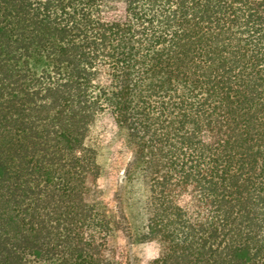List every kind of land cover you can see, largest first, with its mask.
Instances as JSON below:
<instances>
[{"label":"trees","instance_id":"trees-1","mask_svg":"<svg viewBox=\"0 0 264 264\" xmlns=\"http://www.w3.org/2000/svg\"><path fill=\"white\" fill-rule=\"evenodd\" d=\"M125 132L150 264H264V0H0V264H127L93 124Z\"/></svg>","mask_w":264,"mask_h":264},{"label":"rangeland","instance_id":"rangeland-1","mask_svg":"<svg viewBox=\"0 0 264 264\" xmlns=\"http://www.w3.org/2000/svg\"><path fill=\"white\" fill-rule=\"evenodd\" d=\"M90 143L98 151L101 165L100 186L104 206L113 214H124L132 237L127 241V264H150L158 257V241H138L137 234L143 226V203L147 197L146 186L134 172L132 148L126 134L109 113L101 115L93 124Z\"/></svg>","mask_w":264,"mask_h":264}]
</instances>
